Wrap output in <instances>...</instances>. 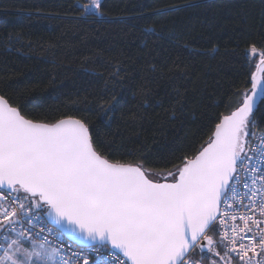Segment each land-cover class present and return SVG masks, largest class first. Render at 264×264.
<instances>
[{"label": "snow or ice", "instance_id": "6c2138e0", "mask_svg": "<svg viewBox=\"0 0 264 264\" xmlns=\"http://www.w3.org/2000/svg\"><path fill=\"white\" fill-rule=\"evenodd\" d=\"M73 7L83 21L104 12L102 0ZM146 31L161 36L155 27ZM141 48L144 54L122 52L125 59L111 61L106 77L96 73L104 87L92 100L105 125L113 122L115 89L133 79L138 62L141 83L133 96L145 114L161 89L156 104L167 97L166 121L183 114L191 65L179 55L169 62L167 48L157 64L149 42ZM244 59L255 70L246 82L250 91L216 103L225 111L181 155L134 154L102 134L95 120L67 113L41 118L0 91V264H89L71 244L62 247L65 231L90 242L82 252L93 254L92 264H264V147L257 155L251 143L264 144L254 131L264 125V48L252 44ZM129 114L130 124L144 121L139 112Z\"/></svg>", "mask_w": 264, "mask_h": 264}, {"label": "trees", "instance_id": "16d2710c", "mask_svg": "<svg viewBox=\"0 0 264 264\" xmlns=\"http://www.w3.org/2000/svg\"><path fill=\"white\" fill-rule=\"evenodd\" d=\"M77 2L83 0H0V91L36 116L87 117L100 125L102 134L115 137L134 154L171 150L181 155L211 127L216 114L225 111L216 103L227 94L250 91L246 82L255 70L247 66L244 54L252 44L264 48V0H102V16L88 21L78 19L73 7ZM174 4L183 7L169 8ZM149 27L161 36L154 37L146 31ZM142 41L149 42V58L157 64L167 48L169 62L179 55L191 65L183 114L175 122L166 121L167 97L162 106L156 104L163 89L149 97L155 107L151 115L145 114L133 96L141 83L138 62L132 66L133 79L115 89L113 122L105 125L97 119L92 100L104 87L96 73L105 72L106 77L111 61L125 59L122 52L144 54ZM85 98L91 106H85ZM73 108L76 111L69 112ZM130 112L141 113L144 121L130 124ZM259 130L264 134V125Z\"/></svg>", "mask_w": 264, "mask_h": 264}, {"label": "built area", "instance_id": "2783aa9c", "mask_svg": "<svg viewBox=\"0 0 264 264\" xmlns=\"http://www.w3.org/2000/svg\"><path fill=\"white\" fill-rule=\"evenodd\" d=\"M254 131L256 132L257 138L264 137V134L260 133L259 127L254 129ZM251 143L256 145V147H257V153L256 154L259 155V149L261 147H264V144H258L256 139H254ZM255 163H256V160L254 159L253 164L255 165ZM63 239L65 241V245H62V247H65L66 245L71 244L72 248L75 249V251L81 252L82 255H87L89 257V264H92V260L95 258L93 256V254L90 251L82 252V250L87 248V247L78 246L75 243H73L72 241L68 240L65 236L63 237ZM2 240H3V237H0V242H2ZM66 250H67V248H66ZM81 264H82V261H81Z\"/></svg>", "mask_w": 264, "mask_h": 264}, {"label": "water", "instance_id": "95a60500", "mask_svg": "<svg viewBox=\"0 0 264 264\" xmlns=\"http://www.w3.org/2000/svg\"><path fill=\"white\" fill-rule=\"evenodd\" d=\"M64 236L68 240L72 241L73 243L81 247H88V245L90 244V242L82 240L79 237H74L70 232H67V231H65Z\"/></svg>", "mask_w": 264, "mask_h": 264}, {"label": "rangeland", "instance_id": "374dc122", "mask_svg": "<svg viewBox=\"0 0 264 264\" xmlns=\"http://www.w3.org/2000/svg\"><path fill=\"white\" fill-rule=\"evenodd\" d=\"M254 59V58H253ZM258 62V61H257Z\"/></svg>", "mask_w": 264, "mask_h": 264}]
</instances>
